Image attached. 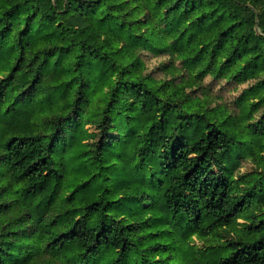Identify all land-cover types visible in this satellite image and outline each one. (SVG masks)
<instances>
[{
	"label": "trees",
	"instance_id": "trees-1",
	"mask_svg": "<svg viewBox=\"0 0 264 264\" xmlns=\"http://www.w3.org/2000/svg\"><path fill=\"white\" fill-rule=\"evenodd\" d=\"M208 76L249 85L210 106ZM244 161L264 0H0V264H264Z\"/></svg>",
	"mask_w": 264,
	"mask_h": 264
},
{
	"label": "rangeland",
	"instance_id": "rangeland-1",
	"mask_svg": "<svg viewBox=\"0 0 264 264\" xmlns=\"http://www.w3.org/2000/svg\"><path fill=\"white\" fill-rule=\"evenodd\" d=\"M169 58L166 57H159V58H151L150 59V67L157 66L161 62H168ZM249 85V82L243 83L240 85L230 84V82H227L226 80L217 81L212 79L211 77H206L202 80V83L200 85L201 88L197 87V93L202 94V91L207 92L206 102L208 105H213L215 103H226L230 106V108L234 107V99L242 92V90ZM207 89H205V88ZM203 95V94H202ZM37 106V104L35 105ZM259 115V114H258ZM87 128L90 129V131L97 130L95 124H87ZM92 141H95L96 139H91ZM264 169V166H257L256 163L251 161H244L242 166L237 170V174L248 172V171H254L258 170L261 171ZM264 212V209L258 210V213ZM225 237L221 238L220 241H206L204 239H196V242L201 246H206L208 244L212 243H218L222 244L227 240H230L231 238L236 237H242L238 236V233L235 230H229L228 232H225Z\"/></svg>",
	"mask_w": 264,
	"mask_h": 264
}]
</instances>
